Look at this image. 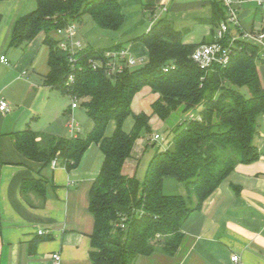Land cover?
<instances>
[{"label": "trees", "instance_id": "16d2710c", "mask_svg": "<svg viewBox=\"0 0 264 264\" xmlns=\"http://www.w3.org/2000/svg\"><path fill=\"white\" fill-rule=\"evenodd\" d=\"M36 4L33 12L15 23L11 46L21 47L44 32V44L49 47L45 85L83 100L82 107L93 127L83 138L46 136L42 143L27 127L13 135L16 150L44 164L60 158L70 170L90 145L99 146L102 162L89 192V212L94 220L89 253L92 264H134L137 258L156 253L173 256L187 218L199 210L237 164L259 158L253 145L258 118L264 115V87L256 68L258 49L238 43L241 49L225 68L204 72L191 59L197 46L184 44L185 31L176 30L162 17L136 39L147 48V63L107 77L104 69H93L89 63L104 61L105 50L84 48L72 68L52 33L79 22L84 15L101 29L119 30L124 14L117 0H36ZM210 5L209 22L216 30L225 18L224 9L217 2ZM71 74L73 82L67 83ZM144 87L158 95L151 104L153 116L166 122L178 112L182 119L171 129L167 149L155 154L139 182L124 176L122 168L135 142L150 133V117L131 109L134 96ZM243 88L249 97L239 91ZM195 112L200 121L188 119ZM127 119L132 120L128 132L124 129ZM111 122L114 131L106 137ZM165 179L183 184L185 196L164 194ZM26 190L42 192L34 181L23 182L22 191Z\"/></svg>", "mask_w": 264, "mask_h": 264}, {"label": "crops", "instance_id": "0c3cea01", "mask_svg": "<svg viewBox=\"0 0 264 264\" xmlns=\"http://www.w3.org/2000/svg\"><path fill=\"white\" fill-rule=\"evenodd\" d=\"M117 2L124 14L123 25L117 31L99 28L88 15L74 22L76 38L84 48L97 51L119 46L140 61L138 68L144 66L148 51L136 39L165 17L156 15V8L162 5L167 6L164 14L174 28L184 20L195 21L197 26L193 31L182 28L184 44L199 46L214 40L209 2ZM36 5V0L0 2V58L6 60V63L0 61V99L10 107L8 113H0V264H53L54 253L60 255L59 264H92L89 253L94 220L89 212V192L102 162L99 146L90 145L79 164L70 170L60 158H55L56 164L51 168V161L44 164L30 160L14 146L13 135L27 127L36 134L39 143L46 136L71 138V120L76 137H85L93 127L87 116L84 127L78 121L79 102L83 100H77V106L72 109L69 95L45 85L49 47L44 44V32L21 47L11 46L15 23L33 12ZM240 20L248 30L264 29V11L252 4L241 8ZM52 37L55 41L60 39L56 33ZM261 76L259 80L264 87ZM137 95L152 97L148 104L151 111L158 95L148 87L142 88L132 100L135 114L145 112L134 105ZM113 131L111 122L105 136L110 137ZM137 141L122 168L126 177H136ZM253 145L258 150V160L237 164L199 210L187 218L181 227L182 241L174 255L156 253L139 257L134 264H264V115L258 118ZM24 181L38 182L42 192H23ZM233 256H238V262L231 261Z\"/></svg>", "mask_w": 264, "mask_h": 264}, {"label": "built area", "instance_id": "2783aa9c", "mask_svg": "<svg viewBox=\"0 0 264 264\" xmlns=\"http://www.w3.org/2000/svg\"><path fill=\"white\" fill-rule=\"evenodd\" d=\"M206 2L220 3L224 9L225 18L221 20L215 30L214 41L210 44H201L195 48L191 54L192 61L198 66V68L204 72H210L216 68H225L236 50L241 49L238 43H248L258 49L257 59L259 62L264 63V29L260 31H252L246 29L240 20L241 8L245 4H252L256 9L264 11V0H202ZM160 12L162 14L167 12V6H160ZM157 18L155 17L154 20ZM56 35L60 37L57 41V47L68 55V62L71 67L76 64V55L81 52L84 47L81 42L76 38L77 26L75 23H69L63 28L56 30ZM104 61H93L89 63L93 69H104L107 77H114L121 74L124 70H135L141 64L140 61L132 57L127 50L122 48H112L104 51ZM2 63H6L4 57L0 58ZM165 71H167L165 69ZM73 82V75L68 76L67 83ZM71 108L77 106V99L71 97ZM10 110L9 104L0 99V113L5 114ZM189 120L200 121L199 116L193 114L188 115ZM69 127L72 130V137H76V133L73 131V120L69 123ZM76 132V130H75ZM159 140V136L155 135L152 141ZM56 164V159H52L50 166L53 168ZM42 232H39L41 235ZM53 264L60 263V255L54 253L51 255ZM238 256L231 257L232 262H238Z\"/></svg>", "mask_w": 264, "mask_h": 264}, {"label": "rangeland", "instance_id": "374dc122", "mask_svg": "<svg viewBox=\"0 0 264 264\" xmlns=\"http://www.w3.org/2000/svg\"><path fill=\"white\" fill-rule=\"evenodd\" d=\"M156 15L165 16L167 14H161L158 7L156 8ZM196 23L192 19L184 20L180 23L175 24V28L182 30V28H187L190 31H193L196 28ZM256 68L257 71L262 74L261 77H263L262 83L264 84V63L259 62L258 59H256ZM259 75V76H260ZM245 97H249V94L247 93L246 89H240L239 90ZM150 100H152V97L150 95H137L134 100L135 107H138L140 110H145V114L151 117V111L150 106L148 105ZM83 101L79 102V108H78V121L82 127H84L86 122V114L82 107ZM198 113H193L194 116H196ZM182 119V116L176 112L171 118L166 121L162 122L158 118H155L154 116L151 117L150 121V133L149 134H143L141 135V138L136 143V153H137V159H136V179L140 182L143 181L145 177L146 170L148 168V165L151 161V159L155 156V154L160 150H166L168 144L170 143L172 139V131L171 129L176 125V123ZM132 126V120L127 119L125 122V130L128 131L129 128ZM158 135L160 140L156 141V143L151 146L150 141H152L153 136ZM163 192L166 195H182L185 196V187L183 184H179L175 182L172 179H165L164 186H163Z\"/></svg>", "mask_w": 264, "mask_h": 264}]
</instances>
